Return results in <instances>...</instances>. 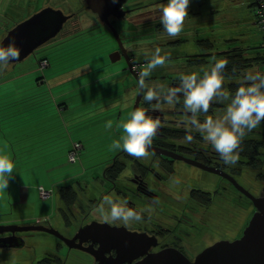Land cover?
<instances>
[{"label": "rangeland", "instance_id": "obj_1", "mask_svg": "<svg viewBox=\"0 0 264 264\" xmlns=\"http://www.w3.org/2000/svg\"><path fill=\"white\" fill-rule=\"evenodd\" d=\"M154 1L156 0H127V7L141 6L143 4L144 6L141 9L131 11L126 16V20H118L116 23V27L122 33L121 35L119 32L120 36L126 40L125 45L130 49L134 60L132 62L133 69L136 72H142L147 68L157 48L160 49L161 56H167L164 65L157 66L151 71L150 76L157 78L146 82V86L160 87L165 90L168 81H178L182 74L197 73L203 76L204 72L209 71L212 64L219 60V56L215 57L216 59L214 57L196 58L195 61L189 64L185 63V61L176 63L178 60L173 57L180 54L190 55V57L200 56V54L203 55V53L211 51L212 48L223 46L228 52L241 51L242 48L244 53L249 52L252 48L263 50L261 55L247 58L248 65L245 66V70L253 74L256 71L264 73V27L258 21V17L254 12L255 1L190 0L188 15L184 18L183 29L178 36L169 37L163 26H161L157 34H155L156 37L150 35V38L144 39L142 36V39L138 41H129V38L124 35L133 33V29L131 27L129 29L131 23L159 19L160 10L166 5L167 0L155 3ZM47 6L61 8L68 14L69 12H75V18L65 25L58 37L38 48L23 62L10 63L4 69L8 70L11 68L14 70L12 71L13 75H17L19 72L32 70L33 64L37 63L40 58L52 56L54 58L50 59H53L51 62L53 66L44 68H53L58 69L56 71L65 72L63 74L65 81L62 84L60 83V86L57 85L55 80L49 79L33 90L38 96L42 94L41 97L39 96L36 99L38 102H46V104H43L45 108L37 111L34 118L36 120L43 118L51 120L53 125L46 128L44 123L40 125L29 124V120H25V118L32 117L28 115L27 117L22 116L23 120L15 124L14 128H11L13 126L10 127L12 129L11 133L14 134L11 136L20 138H14L15 144H20L18 165L21 173L19 174V180L28 185L31 182L40 183L41 181L49 180L53 182L68 178L65 181L66 183H71L75 186L81 185L84 197L92 199L98 197L99 189H101L102 168L111 160V156L117 153L111 149V144L115 139L117 140L124 135L123 129L118 125L130 119L136 95L138 94V84H134L137 82L132 76L134 82L133 93L130 95V99H128L129 94L125 95L126 101H123V90L119 89L118 86L120 87L122 83L129 81L128 74L124 75L127 67L126 61L124 58L114 62L110 61V55L116 50L118 43L111 30L105 24L99 22L97 17L86 9L82 0H0V26L3 29H10L12 27V19L15 18L17 20L14 23L16 24L33 15L37 10ZM143 33L137 32L131 36L144 35ZM210 33L213 37L210 36ZM209 37L214 40L211 47H207L208 45L206 46L207 48L204 45L201 46V42H205L204 40ZM136 62L137 64L134 65ZM142 62L147 63L142 64ZM77 86L84 87L85 91L80 94L68 93L63 96L64 98H59L60 93L57 90L65 89L71 92V89ZM0 87L5 90L14 88L8 83H2ZM40 89L44 92L41 93ZM28 91L30 92L32 89H24L22 94ZM48 95L51 96V100L48 99ZM2 96L4 98L5 94ZM7 98L4 100H7ZM23 101L19 107H22ZM177 106L180 109L183 108L182 99ZM166 108L168 106L161 102L160 107L156 110L157 116L155 115V119L161 121L163 116L168 119L176 117L178 121L185 119V116H180L173 110H165ZM223 111L216 110L213 117L221 115ZM107 121H112V128L105 127ZM167 123L171 122L167 121ZM177 124L183 125V123ZM51 130L54 138H60V141L55 142L54 146L51 143L46 146L41 145L43 141H40V135L43 133L50 134ZM33 132L35 135H33ZM66 135L70 142L74 138L82 140L84 144L79 150L78 159L74 162H70L67 159L69 157L62 147L65 145L64 137ZM243 139H260L263 144L260 150H264V121L257 128L246 132ZM245 159L247 161L244 162V166L239 168V180L252 192L261 195L264 185L257 187L258 184L255 185L254 182L260 179L264 180V154L261 155L259 163H256L249 156H245ZM254 162L257 164L255 167L252 166L255 165ZM58 183L55 187V194H53L57 204H59L58 196L56 195ZM259 184H261V181ZM35 189H28V196H30L31 201L34 200L36 202H34L35 204H39ZM221 201L220 198H217L213 202V214L211 220H209L211 228L207 230V233L209 232L208 236L201 243H198V246L193 248L192 251L188 250L187 256L190 258H194L203 248L210 244L212 245L216 241L232 240L239 234L240 229H234V226L236 224L241 226L247 224L249 214H251L248 209L242 212L236 203ZM245 203H248V201H245ZM22 208L15 204V201L6 200V205L4 203L0 205V210H2L0 224H5L2 222L12 220L15 222L17 214L21 212L20 210L23 213H37L36 206ZM93 216L100 220L111 221L107 216V212L101 213L97 210ZM49 220L60 231L69 233V231H66L68 229H65L62 215L58 211ZM32 221L37 222L35 219ZM37 232L36 241L30 240L28 242L37 246L32 247L35 251L41 250L43 252L48 250L54 253L58 252L56 248L57 238L45 232ZM23 253L24 255L21 254V256L30 257L28 252ZM58 255L62 258L63 264H89L90 262L89 258L81 251L73 250L67 252L64 248Z\"/></svg>", "mask_w": 264, "mask_h": 264}, {"label": "flooded vegetation", "instance_id": "obj_2", "mask_svg": "<svg viewBox=\"0 0 264 264\" xmlns=\"http://www.w3.org/2000/svg\"><path fill=\"white\" fill-rule=\"evenodd\" d=\"M157 1L159 2L161 0H156L154 3ZM142 6H144V4L141 6L136 5L127 7L125 3L124 9H126L129 14L131 11L141 9ZM116 23L117 21L114 22V25H116ZM122 39L125 45V40L124 38ZM125 48L128 49L131 62H134L130 49L128 47ZM116 49H118V47ZM184 56L190 57V55L184 54L181 58H184ZM173 58L178 60V56ZM190 59L191 60H187L184 58L185 63H191L192 58ZM145 86L146 84L144 87ZM147 88L148 86L145 87V91ZM177 105L174 108L168 107L165 110H173L180 116H185L184 109L178 108ZM224 108L225 107H215L213 110L215 112L216 110H224ZM145 109H147L148 115L155 119V115L157 116L156 110L158 108L149 106ZM205 115L206 114H201L199 119H204ZM214 115L215 113L212 114V112L209 114V116ZM183 120L184 119H180V121H178L176 117L168 119L163 116L160 121L161 126L157 129L152 143V145L165 148L170 150V152L173 151L180 157L173 158L148 149L146 156L137 158L121 150L115 156H112L111 160L103 168L101 184H105V190H103L97 198H85L82 194L83 187L81 185L75 186L70 183L69 185L72 186L70 192L71 198L69 202H66L61 195L60 187L56 194L59 201L58 213L62 215L65 229L67 228L68 230L66 231H69V233L60 231L49 219L32 223L29 222V224L35 223L41 225V227L46 226L49 229H55L67 238H73L77 234L78 229L87 223L92 221L108 222L95 218L93 214L102 204L103 198L105 196H111L113 199L127 200L128 207H132L137 211H143L141 212L142 219L140 221H132L125 224L120 221L111 220L108 222L110 225L113 227L124 226L131 232L146 234V236L153 237L155 244L148 246L144 245L149 252L154 253L165 248H176L187 256L188 250L192 251L193 248L198 246V243H201L206 236H208L209 232L207 233V230L211 228L209 220H211L213 214V202L217 200V198H220V200H224L226 203H236L237 206L241 208L242 212L248 209L251 213L249 214L246 225L243 224L241 226L236 224V226H234V229H240L239 234L232 240L241 237L245 227L248 225V222L255 212V207L252 201L236 188L235 182L256 197L259 196V194L245 187L239 180V168L244 166V162L247 161V159H245L246 155L238 152L239 159L235 164H225L211 145L208 143L205 144V141L200 135L196 137L191 134L193 139L191 142H188L185 140L187 134L169 136L162 131L166 125H173L181 130H185L183 125L177 124L182 123ZM167 121L171 123H167ZM185 158L192 159L196 161V163L187 162ZM204 167H209L213 170H207V168ZM108 170H111L109 175L107 173ZM230 177L233 178V180ZM250 181L254 182L253 180ZM260 181L261 184H259ZM254 183L255 185L258 184L257 187H259L262 184L264 185V180L260 179ZM262 189L264 191V186ZM245 201H248V203H245ZM104 207L107 209V205ZM45 233L57 238L56 248L58 252L54 253L48 250L43 252L41 250L35 251L32 247L37 246L28 242L30 240L33 242L36 241L38 232L17 231L15 233L16 236H18V238H23L25 240V245L23 247L11 246V244L14 243L12 239L0 241L1 245H3L0 247V263L63 264V260L58 254H60L64 248L67 252L73 250L83 252L89 258V264H97L100 260L105 264H133L143 258V256H140L132 259L128 254H118L116 252L117 250L114 248H111L109 252L102 253L96 250L98 247L97 243L94 244V248L91 247L90 250L93 252L90 254L88 251L70 247L67 243H64L62 239L52 233ZM10 235L11 232L1 233L0 238H6ZM82 237L85 239V237L88 236L83 235ZM76 241H79V238L76 239ZM89 243L90 241L85 242L84 246H88ZM208 246H211V244ZM203 250L204 248L201 251ZM23 252H28L30 257L21 256V254L24 255ZM24 257L28 259H23ZM96 257L99 259H96ZM187 257L190 258L189 256ZM192 258L193 257L190 259Z\"/></svg>", "mask_w": 264, "mask_h": 264}, {"label": "clouds", "instance_id": "obj_3", "mask_svg": "<svg viewBox=\"0 0 264 264\" xmlns=\"http://www.w3.org/2000/svg\"><path fill=\"white\" fill-rule=\"evenodd\" d=\"M189 3L190 0H167L166 5L160 10L159 22L169 37H176L181 33L184 18L188 15ZM18 58L19 52L11 43L8 46L0 45V71ZM166 60L167 56H161L160 49L157 48L147 68L140 73L142 87L151 71L157 66L164 65ZM227 65V59H219L202 77L197 73L182 74L179 86L167 91L160 87H148L142 94V100L149 105L156 101L157 108L161 102L169 108H174L182 99L185 113L182 123L186 133L192 131L199 133L225 164H235L239 159L237 149L246 132L257 128L264 121V73L256 71L254 74L244 75L240 86L233 94L225 88L227 81L224 70ZM213 102H227L223 113L216 117L205 115L201 121L199 116L207 114L210 103ZM112 126V121L105 124L109 129ZM118 126L123 129L124 135L112 142L111 149H122L129 155L139 158L147 155L161 122L148 115L147 109L138 108L131 113L130 119ZM192 139L191 134L185 136L188 142ZM15 168L13 158L0 151V190L6 189ZM98 211L101 213L106 211L112 221L127 224L140 221L143 210L137 211L128 207L127 200L105 196Z\"/></svg>", "mask_w": 264, "mask_h": 264}, {"label": "water", "instance_id": "obj_4", "mask_svg": "<svg viewBox=\"0 0 264 264\" xmlns=\"http://www.w3.org/2000/svg\"><path fill=\"white\" fill-rule=\"evenodd\" d=\"M86 9L93 13L99 22L105 24L113 33L117 43L116 49L110 56L112 62L124 58L127 69L136 79L138 84V94L134 103L133 111L141 108L142 94L145 87L140 84V74L133 69L128 49L125 48L124 41L114 22L124 20L128 11L124 9L127 0H82ZM75 12H65L61 8L52 6L43 7L37 10L33 15L17 22L9 30L0 41V45H11L19 52V58L12 63L23 62L31 56L34 51L47 44L62 32L65 25L75 17ZM228 51L206 52L200 54L202 57H210L221 55ZM150 150L167 155L173 158L180 157L173 151L162 147L151 145ZM187 162L196 163V161L185 158ZM207 170H213L209 167ZM231 178V177H230ZM233 180V178H231ZM235 182V181H234ZM235 185L248 199H250L255 207L248 225L245 227L241 237L235 240H219L211 246L204 248L193 259L188 258L185 254L176 248H165L158 252H149L144 245L155 244L154 238L137 232H131L124 226H112L108 222L92 221L78 229L77 234L73 238H67L55 229H49L46 226L37 224H0V234L11 232V235L3 240H14L11 246L23 247L25 240L16 236L17 231H44L58 236L70 247L78 248L93 252L91 247L97 243V251L109 252L111 248L116 249L118 254H128L132 259L143 256L140 260L133 264H264V191L261 195L255 196L248 190L240 186L237 182ZM86 235L85 239L82 237ZM79 238V241L76 239ZM88 246H84L85 242H89ZM0 243V247H2ZM84 246V247H82ZM108 247V248H104ZM94 255V254H93ZM145 255V256H144ZM96 259H99L96 257ZM131 260V259H129ZM97 264H105L101 260Z\"/></svg>", "mask_w": 264, "mask_h": 264}, {"label": "crops", "instance_id": "obj_5", "mask_svg": "<svg viewBox=\"0 0 264 264\" xmlns=\"http://www.w3.org/2000/svg\"><path fill=\"white\" fill-rule=\"evenodd\" d=\"M16 21L17 20L15 18L12 19L11 25L13 26ZM7 29H9V28L3 29L2 26H0V41L4 37ZM205 35H207V34H205ZM210 36L213 37L211 33H210ZM211 37H209L207 39L213 43L214 40ZM226 50L227 49L224 48V46H223V47H218V48H214V49L212 48L211 51H208V52L226 51ZM251 53H253V52H251ZM182 55H184V54H180L178 56V62L179 63L184 62V58H181ZM210 57H213V56H210ZM45 58L49 60V62H48L49 65L47 67L49 68V67L53 66V64L51 63L53 61V59H50V58H54V57L45 56ZM37 63H38V61H37ZM37 63L35 62V64H33L32 70L25 71V72H19L17 75H13L12 71H14V70H12L11 68H9L8 70L0 71V85L2 83H8V84H11L12 86H14V88H9V90H5V89L0 87V151H2L4 154L10 155L13 158V161L16 165V168L13 170V173L9 177L8 186L6 187L5 190H0V205H2L3 203L6 205V200H9L10 202L15 201V204H18L19 207H23L22 209L27 208V207L29 208L30 206H36V209H37V213H35V214H30L29 212L23 213V211L20 210L21 212L19 211L20 213L17 214L15 222H14V220L2 222L5 224L16 223V224H21V225L23 224L24 225V224H29V222L32 223L33 222L32 220H34V219L37 220V222H38L40 220H46V219L51 218L54 215V213L59 210V207H58L59 205L56 203L55 197L53 195V194H55L54 191H55L56 184L58 182L61 183V184L58 183L57 190L64 184L65 185L70 184V183L65 182L66 179H68V178H64V179L62 178L58 181H53V182H51L50 180L49 181H41L40 183L39 182H31L28 185H25L24 182H20V180H19V174L21 173V171L19 169V165H18V157H19L18 153H19L20 144H18V143L15 144L16 142H15L14 138L17 136H11V135H14L11 133L12 132L11 128H14L15 124L20 123L23 120L22 116L27 117L28 115L30 117H32V118H25V120H29V122H30L29 124L40 125L41 123H44V126L46 128L51 127V125H53L51 120H47L45 118L40 119V120H36V118H34V115L37 113V111H41L43 108H45V107H43V104H46V102L45 103H43V101L38 102L36 99L39 96L41 97L42 94H40L38 96V94L35 93L33 90L35 88H38L40 85L44 84V82L49 80V79L55 80L57 85H59V86H60V83L62 84L65 81L63 78V76H64L63 74L65 72H63V71L59 72V71H56L58 69H53V68L52 69L40 68L39 64H37ZM128 71L129 70L126 67V70H125L126 73H124V75L128 74L129 81L128 82L125 81L124 83H122V85L120 87L118 86L119 89L123 90V95H122L123 101H126L125 95H128V94H129L128 99H130V97H131L130 95H132V93H133L134 84H136L132 80L133 75ZM22 79H23V81H21ZM27 88H29V89L31 88L32 91H30V92L28 91L25 94H22V90L27 89ZM83 88L84 87H82V86H77V87H73L71 89V92L68 90H65V89H60L57 91L60 93L59 98L62 99V98H64L63 96H65L68 93H72V92L75 94L82 93L83 91H85V89H83ZM40 92L43 93L44 91H41V89H40ZM3 94H5L4 98L2 96ZM6 97H8L7 100H4ZM50 98H51V96L48 95V99H50ZM22 100H24L22 103V107H19ZM11 126H13V127H11ZM33 135H35L34 132H33ZM64 138H65L66 142H65V145L62 147H63V150H65V153L67 154L68 157H69V152L72 149L74 142L78 141V142H81V144H83L82 140H77L74 138H72V142H70L67 135ZM15 139H20V138H15ZM40 141H43V143L41 144L43 146H46L49 143H51V145L54 146L55 142L60 141V138H57V137L54 138V136L52 135V130H51L50 134L49 133H43L42 135H40ZM83 145H81V146L83 147ZM84 148H85V146H84ZM108 148H110V146H108ZM112 150L114 151L115 149H112ZM121 150L122 149L115 150V151L118 153V151H121ZM117 153H115L113 156H115ZM67 159H69V158H67ZM101 174H102V172H101ZM104 185L101 184V189H99L98 196L100 195L101 192H103V190H105ZM40 187H43L46 190H52V196H50L48 198H42L41 196H39L40 193L38 194V192H39ZM31 188H36L35 190L37 192L35 191V194H37L36 196H38L37 201L39 202V204H35L36 202L34 200L31 201L30 196H28L29 195L28 189H31ZM34 198H35V196H34ZM1 211L2 210H0V215L2 213ZM23 259H28V258L24 257Z\"/></svg>", "mask_w": 264, "mask_h": 264}, {"label": "trees", "instance_id": "obj_6", "mask_svg": "<svg viewBox=\"0 0 264 264\" xmlns=\"http://www.w3.org/2000/svg\"><path fill=\"white\" fill-rule=\"evenodd\" d=\"M161 26L162 25L160 24L158 18L157 19H150L147 22L144 21V22H141V23H131V25L129 26V29L131 27V29H133V33H137V32L142 33V32H144L143 33L144 35H135L136 37H132L131 35H133V33H130V34H126L124 36L128 37L129 41H138V40L142 39V36H143L144 39L145 38L146 39L150 38V35H152L153 37H156L155 34H157V32H158V30L160 29ZM117 29H118V31L120 30L119 28H117ZM119 32L121 33V30ZM147 32L153 33V34H148ZM121 35H122V33H121ZM204 41L205 42H201V44H200L201 46L204 45L206 47L208 45L207 47H209V46L211 47L212 42H210L208 39L204 40ZM205 47H203V48H205ZM242 49H241V51L240 50H237L236 52H233V51L230 52L229 51V52H226V53L221 54V55L213 56L214 58L219 56L218 59H227L228 60V65H227L226 69L224 70V74H225L226 81H227V83L225 84V88H226V90L231 91L233 94H234L235 90L237 89V87L240 86L241 78L244 75H246L247 73H249L248 70H245V66L248 65V63H247L248 59L247 58L248 57L249 58L250 57H252V58L253 57H257L258 55H261V52H263V50L261 51L260 49L252 48V49H250L249 52L244 53L242 51ZM251 52H253V53H251ZM184 58H186L187 60H191L190 58H192V62H193V61H195L196 58L197 59H201L203 57L202 56H194V57L193 56L192 57L184 56ZM44 59L49 62L48 59H46L45 57H42V58H40L38 60L37 64H39ZM145 63H147V62H142V64H145ZM136 64H137V62L134 65H136ZM239 66H241L242 68L239 67ZM39 67L43 68V67H41L40 64H39ZM138 73H141V71H139ZM250 73H252V72H250ZM155 78H157V77L149 76L148 78H145V84L149 80L155 79ZM163 78H165V77H163ZM179 84H180L179 80L178 81H176V80L168 81V85H167V88H165V91H167L170 88H176V87L179 86ZM154 102H156V101H153L152 104L149 105V104L143 102V100H142L140 106L141 107H145V108H147L149 106H155L156 103L154 104ZM226 103L227 102H223V103L222 102H213V103H210L209 111H208V113L206 115L209 116V114H211V112L213 114L214 113L213 108H215V107L219 108V107L226 106ZM162 131L164 133H166L167 135H169V136L185 135V134H192V135H194L196 137L199 136V133H197V132L186 133L185 130H183V129L181 130L180 128H178L176 126H173V125H166L165 128ZM261 145H263V144H262V141L260 139H250V140H244L243 139V140H241L237 151L239 153L243 154V155L249 156V158L252 157L255 160L256 163H259L261 161V159H260L261 155L264 154V150L263 149L260 150ZM256 163H255V165H252V166L255 167L257 165ZM110 172H111V170L107 171L108 175L110 174ZM71 187L72 186L69 185V184H66V185L64 184L60 188L61 195H62L63 199H65L66 202L70 201V198H71V195H70L71 194L70 193L71 192Z\"/></svg>", "mask_w": 264, "mask_h": 264}, {"label": "built area", "instance_id": "obj_7", "mask_svg": "<svg viewBox=\"0 0 264 264\" xmlns=\"http://www.w3.org/2000/svg\"><path fill=\"white\" fill-rule=\"evenodd\" d=\"M251 1V0H250ZM256 2V6L254 8L255 14L258 17V21L261 23V25L264 27V0H252ZM41 67H47L49 65L48 61L45 59L42 60L40 63ZM81 142H74L72 149L69 152V161L74 162L79 157V150L82 148ZM39 193L42 198H48L52 196V190H46L43 187L39 188Z\"/></svg>", "mask_w": 264, "mask_h": 264}]
</instances>
